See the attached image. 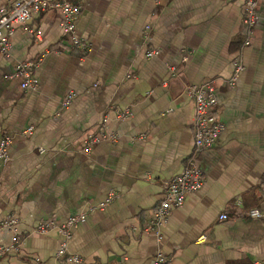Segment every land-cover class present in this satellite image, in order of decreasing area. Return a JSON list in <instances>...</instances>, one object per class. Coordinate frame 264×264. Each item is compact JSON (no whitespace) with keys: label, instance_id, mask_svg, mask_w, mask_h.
I'll list each match as a JSON object with an SVG mask.
<instances>
[{"label":"crops","instance_id":"0c3cea01","mask_svg":"<svg viewBox=\"0 0 264 264\" xmlns=\"http://www.w3.org/2000/svg\"><path fill=\"white\" fill-rule=\"evenodd\" d=\"M73 2L82 5L76 30L89 51L72 46L52 8L17 25L10 56L0 52V136L14 137L10 159L0 161V220L18 217L15 229L0 228V246L20 236L19 250L0 255V264H67L56 254L61 234L34 228L79 214L86 219L72 228L69 251L81 264H151L159 250L173 264L264 261V0L233 87L225 80L245 38L244 0ZM154 49L159 54L148 57ZM27 60L36 64L34 89L13 75ZM210 79L225 128L200 154L203 187L171 210L158 238L144 229L164 181L182 172L194 150L195 102L186 87ZM70 91L76 97L64 108ZM125 109L131 115L119 119ZM104 116L119 138L84 152Z\"/></svg>","mask_w":264,"mask_h":264},{"label":"built area","instance_id":"2783aa9c","mask_svg":"<svg viewBox=\"0 0 264 264\" xmlns=\"http://www.w3.org/2000/svg\"><path fill=\"white\" fill-rule=\"evenodd\" d=\"M57 9L62 14L60 27L63 34L67 35L72 46L83 51H89V44L82 39L76 30V22L82 13V5L73 2V0H13L9 6L0 7V52L5 56L11 54V38L17 25H25L33 18L34 13ZM259 0H244L243 26L245 38L242 43L240 53L234 57L233 73L225 81L233 87L239 76L246 69V64L243 61L242 51L244 48L252 44V39L255 33V28L259 20ZM29 28V27H27ZM152 25L147 24L144 36L146 39L151 38ZM35 34L38 38L41 37L42 30L36 29ZM159 54V50H149L148 57ZM36 66L31 60L19 61L16 64L14 76L21 80L23 89L37 88V81L33 76V69ZM188 95L194 99L195 111L192 121L194 130V150L191 156L187 159L186 164L180 174L165 180V195L157 207L150 224L144 229L145 233H152L161 237L160 227L169 217L171 210L174 207H179L184 204L188 194L198 191L205 183V173L200 165V154L207 148L215 146L225 128L224 123L218 117L215 107L218 104L217 85L214 79L206 80L201 83L189 84L186 87ZM76 97L75 91H70L62 101V106L67 108ZM171 111V109L166 112ZM164 114V113H163ZM131 115L130 109H125L118 113L119 119H126ZM108 117L104 116L99 123V131L91 133L85 139L84 152H90L91 149L98 143L103 141L114 142L119 138L118 133L110 131L107 126ZM26 133L31 134L32 128H29ZM14 141V137L10 134L0 136V161L7 162L10 159V146ZM42 152L44 148H40ZM264 184V175L262 178ZM111 193L104 202L97 207L104 209L113 198ZM252 217H261L262 212L259 209H253L250 214ZM221 219H226L227 214L220 215ZM86 219L85 214L73 215L65 221H57L50 219L39 222L34 232L38 234H48L52 230H57L62 240L57 250L58 258H66L67 264H81L83 259L79 254L69 251L70 241L73 233L72 228L79 222ZM18 223V217L8 216L0 220V228L15 229ZM204 237V236H203ZM20 236L15 232L9 244L0 246V255L19 250ZM123 264H127L124 262ZM151 264H173L169 256L164 251L159 250L154 255ZM255 264H264V261H256Z\"/></svg>","mask_w":264,"mask_h":264}]
</instances>
